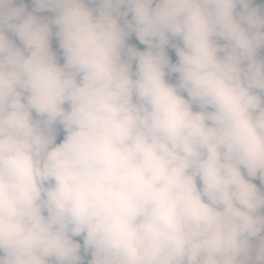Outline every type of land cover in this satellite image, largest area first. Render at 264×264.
Returning <instances> with one entry per match:
<instances>
[{
  "label": "clouds",
  "instance_id": "clouds-1",
  "mask_svg": "<svg viewBox=\"0 0 264 264\" xmlns=\"http://www.w3.org/2000/svg\"><path fill=\"white\" fill-rule=\"evenodd\" d=\"M0 264H264V0H0Z\"/></svg>",
  "mask_w": 264,
  "mask_h": 264
}]
</instances>
